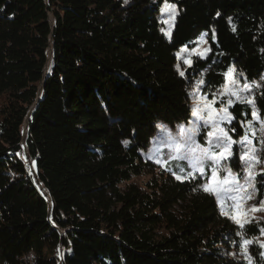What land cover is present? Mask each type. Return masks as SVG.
Segmentation results:
<instances>
[{"label": "trees", "instance_id": "obj_1", "mask_svg": "<svg viewBox=\"0 0 264 264\" xmlns=\"http://www.w3.org/2000/svg\"><path fill=\"white\" fill-rule=\"evenodd\" d=\"M165 2L179 13L170 39ZM204 33L207 58L181 68L178 51ZM229 67L248 83L264 74V0H0V264H248L203 180H177L184 162L158 169L147 153L159 125L191 118L197 82L212 99ZM231 112L230 133L248 134V106ZM248 251L264 264L257 244Z\"/></svg>", "mask_w": 264, "mask_h": 264}, {"label": "snow or ice", "instance_id": "obj_2", "mask_svg": "<svg viewBox=\"0 0 264 264\" xmlns=\"http://www.w3.org/2000/svg\"><path fill=\"white\" fill-rule=\"evenodd\" d=\"M127 2V0H125ZM163 11L168 14V18L162 22L168 25V30L165 34L171 38V28L174 26L175 17L179 14L174 4H166ZM231 23V21H229ZM232 31H236V26L232 25ZM207 33L202 34L201 41L206 43L204 39ZM213 30V39H214ZM211 49H206L205 53L197 52L196 55L200 58L206 59V52ZM186 64L191 66V60H186ZM179 74L185 76V71H180ZM235 67H229L227 72L224 73L226 80L222 90L214 94V98L209 101L207 96L199 95V85L203 84V80L197 82V88L195 93L190 94L196 97V102L192 108V115L197 117L203 122V128L210 129L206 132L207 147L200 145L196 137L202 131L201 125L198 123H192L190 127L179 125L176 135L166 128V126H160L161 131L165 133L169 143L166 145L171 149L168 158L157 159L158 164H162L167 169L168 160L171 159L178 163L177 167L183 169V174H176L177 180H194L203 178L207 182L203 184V191L210 195H213L217 203L221 206V214L232 219L239 228H245L250 221L246 218V212H240V205L243 201L252 198V192L248 191L246 196L239 195L242 192H246L249 189L255 190L257 175H261L264 180V170L257 172L256 168L260 165V152L264 150V116L261 115L256 96L244 95V93H252V87L245 83L243 87L240 86V81L235 78ZM243 75V73H239ZM257 89L264 87L260 84H256ZM222 101L224 106L217 110L214 105L217 99ZM234 98V99H233ZM260 98L264 99V92L260 93ZM236 103L241 105H247L250 110L251 120L247 121V132L252 137L256 136L253 120L259 123L262 128V136L259 139L261 148H257L253 143V140L249 138L246 133L239 140H234L229 135V131L235 132V128L226 129L222 125L227 123L231 124L235 117L229 112V108L234 107ZM242 115H249V112L242 113ZM240 126L244 127V122L240 121ZM127 143V142H126ZM239 144L243 149L239 154V160L243 161L242 176L240 172H233L227 161L233 157V145ZM219 149V151H216ZM34 163V162H33ZM210 169V174L208 170ZM223 173V175H221ZM231 201V213L226 210V202ZM264 210V201H261V207H253L252 212ZM264 233V229H261ZM238 235L242 237L240 247L244 258L248 261V264H255L253 257L249 254L248 248L253 243L259 245L261 249H264V241L249 240L244 238V233L239 232ZM235 256V253H232ZM260 256L264 257V252L260 253Z\"/></svg>", "mask_w": 264, "mask_h": 264}, {"label": "rangeland", "instance_id": "obj_3", "mask_svg": "<svg viewBox=\"0 0 264 264\" xmlns=\"http://www.w3.org/2000/svg\"><path fill=\"white\" fill-rule=\"evenodd\" d=\"M166 4H172V3L165 2L162 5L161 10H160V13H159V20L163 24L165 31L168 30V25L165 24V23H163L162 21L163 20H166L168 18V14L163 11V9H164V7H165ZM176 9L178 11L177 6H176ZM175 19H176V17H175ZM174 23H175V21H174ZM173 27L171 28V33H172ZM204 39L206 40V43L205 42H202L201 39H199L197 45L193 49H189V48H186L185 47V48H182V49H180L178 51L177 54H178V58L180 60L181 68H183L184 66H189L188 64L185 63L186 60H191V62H193V60L195 58H200V57H198L196 55L197 52L205 53V50L208 49L207 36ZM207 55H208V52H206V56ZM52 62H53V59L51 60V62H49V56H48V63H51L52 64ZM239 73L240 72L236 71L235 78L240 81V86L243 87V84L247 83V84H249L252 87V90H253L251 94L244 93V95H255L256 96V93L259 90H261V89L264 88V87H261V88L257 89L255 87L256 84H260V85L264 86V74L259 79L255 80L253 83H248V82H245L244 81V75L241 76V75H239ZM222 88H223V86L218 91H216V93L220 92L222 90ZM199 95H201V92L200 91H199ZM213 98H214V96H213ZM212 99H209L208 98L209 101H211ZM195 102H196V97H195L194 102L192 104V108H193V105L195 104ZM222 106H224V105L222 104V101L218 98L216 104L214 105V107L217 110H219V109H221ZM229 112L232 114L231 108H229ZM261 113H262V111H261ZM192 123H198V124L201 125V128H202V131L196 137L197 142L200 145H202V146H205V147L208 146L207 145L206 132L209 131L210 129L203 128V122L200 121L197 117H195L193 115L184 124H180L179 123V124H174L172 126L159 125L158 126V132H157L156 138H154L151 141V146H150V148L147 151V153L151 157V159L155 161L158 169H163L165 167L162 166V164H158L156 162L157 159H164L165 150L169 149L168 147H166V145L169 143L168 138L165 135V133L163 131H161V127L160 126H166V128L168 130H170L173 133V135H176L177 132H178V127L177 126L184 125L187 128V127H190ZM232 123H233V120H232ZM231 124L225 123L222 126L225 127L226 129H229V126ZM253 124H254V128H255V131H256V136L255 137H252L250 133H248V135H249V138L253 140V143L255 144V146L257 148H261V145L259 144V139L262 136V132H261L262 126L259 123H256L254 120H253ZM23 127H24V125L22 126V133L24 134V136H26L27 133L24 131V128ZM229 135L232 136V138L234 140H239L241 138V137L235 138L230 133V131H229ZM242 150L243 149L241 148V146L239 144L233 145V149H232V151H233V157L229 161H227V163L229 164V166L231 167V169H232L233 172H240L241 175L243 176L244 175V173L242 172L243 161H240L239 158H238L239 157V154H240V152ZM216 151H219V149H216ZM259 155H260V159H261V162L262 163L257 166V168H256V171L257 172H261L262 170H264V150H262ZM235 161L238 163V166H239L238 168L234 166V162ZM33 162L34 161H30L29 163H27V164H29L30 168H32V169H33V167L36 168L35 162L34 163ZM208 172L210 174V169L208 170ZM221 175H223V173H221ZM154 176H156L155 173L154 174H151V173L147 172L145 175H143L141 177L133 178L132 181L130 183H128V184H125L123 186V188L126 189L130 185H135V186H138V187H144V183L147 182L148 180H150L151 178H153ZM201 179L204 182L203 184H205L207 182V181H205V179H203V178H201ZM258 181H259V178H258V175H257L255 190L253 191L252 189H249L246 192H242V193L239 194L241 196H246L248 191H251L253 193L252 194V198L243 201V203L240 205V209H239L241 213H245L246 212V218L250 221V223H247L246 225H248V224H255V225L256 224H264V210L256 211V212H252L251 211V209L254 206L255 207H261V201H264V194L262 196H260V194H259ZM203 184L200 186V188L202 190H203V187H202ZM211 196L214 197L213 195H211ZM214 199H215V197H214ZM218 210H219V213H220V215L222 217H226V216H224V215L221 214V206L219 204H218ZM226 210H228L231 213V211H232V209H231V201H227L226 202ZM226 218H228V217H226ZM229 220L237 228V230L239 232H242L243 229L239 228V226L236 223H234V221L232 219H229ZM257 239L260 240V241H264V233L260 232L259 236L255 237V238H252L250 240H257ZM254 244H256V243H254ZM262 252H264V249H262Z\"/></svg>", "mask_w": 264, "mask_h": 264}, {"label": "water", "instance_id": "obj_4", "mask_svg": "<svg viewBox=\"0 0 264 264\" xmlns=\"http://www.w3.org/2000/svg\"><path fill=\"white\" fill-rule=\"evenodd\" d=\"M54 25H55L54 22L51 21V27H52V29L54 28ZM50 46L52 48V54H53V59H54V51H53V42H52V40L50 41ZM47 55H48V50H47ZM50 64L51 63H47V65H46V75L48 73V67L50 66ZM46 75H45V77H46ZM42 91H43V84H41L40 87H39V96L41 95ZM36 107H37V104H35L34 106H32V108L30 109V111H29V113H28V115H27V117H26L23 125H25L26 123L28 125L30 124V120L32 118L33 111H34V109ZM28 134H29V127H28V132H27L26 136H24V134L22 133L23 140H22L21 146L23 148L24 154L29 158L30 157V154H29V149H28V146H27V136H28ZM23 142H25V144H26L25 145V149L23 147ZM36 181H37L38 185L40 186L41 190L43 191V193L46 194V196L50 198L49 194L47 193V191L45 190V188L41 185V183H40V181H39V179L37 177H36Z\"/></svg>", "mask_w": 264, "mask_h": 264}, {"label": "bare ground", "instance_id": "obj_5", "mask_svg": "<svg viewBox=\"0 0 264 264\" xmlns=\"http://www.w3.org/2000/svg\"><path fill=\"white\" fill-rule=\"evenodd\" d=\"M48 55H49V49H48ZM25 126V125H24ZM24 128V127H23ZM25 142H23V147H24V149H25Z\"/></svg>", "mask_w": 264, "mask_h": 264}]
</instances>
